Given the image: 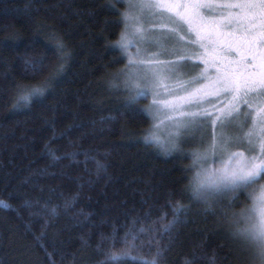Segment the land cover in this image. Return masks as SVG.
<instances>
[{
	"label": "trees",
	"instance_id": "obj_1",
	"mask_svg": "<svg viewBox=\"0 0 264 264\" xmlns=\"http://www.w3.org/2000/svg\"><path fill=\"white\" fill-rule=\"evenodd\" d=\"M113 2L0 0V201L9 205L0 207V264H100L102 236L113 228L123 236L133 220L159 228L176 201L187 211L158 236V264H248L224 215L239 212L246 195L232 207L228 197L210 207L190 199L197 138L166 154L143 141L152 122L138 111L146 98L124 107L126 56L112 45L125 6L113 10ZM58 42L70 53L63 71L43 97L14 110L17 85H40L53 74ZM42 58L38 70L26 64Z\"/></svg>",
	"mask_w": 264,
	"mask_h": 264
},
{
	"label": "snow or ice",
	"instance_id": "obj_2",
	"mask_svg": "<svg viewBox=\"0 0 264 264\" xmlns=\"http://www.w3.org/2000/svg\"><path fill=\"white\" fill-rule=\"evenodd\" d=\"M116 3H127L129 11L120 13L126 31L112 47L120 48L122 57L127 54L129 46H134L128 40L127 29L136 24L139 26L132 34H139L141 41L154 42L160 49L146 58L141 56L146 51L142 49H137L134 57L128 54V64L121 72L125 77L122 86L129 92L125 108L131 109L149 91L153 96L148 109L138 110L154 121L144 143L170 154L180 150L179 143L191 132H200L203 149L191 153V168L196 171L185 191L190 193V199L209 207L224 197L229 198L232 207L240 194H245L249 202L239 212L225 211L224 215L230 234L241 242L248 264H264V0H114L110 3L113 10ZM216 9L223 11L217 13ZM132 10L138 14L133 15ZM142 20L159 23L167 27V32L146 37L151 29L145 28ZM186 45H198L202 51ZM54 51L59 55L53 74L40 85H17L14 110L30 107L33 99L43 97L50 82L63 71L70 53L61 42ZM161 54L179 59L160 60ZM193 57L204 68L198 75L183 80L181 69L199 66L188 63ZM210 63L216 65L215 76L208 74ZM26 64L35 71L44 66V60H29ZM173 78L174 84L166 83ZM197 84L199 87H194ZM166 121L173 130L162 142L155 130ZM50 155L54 161L62 158L54 152ZM212 163L218 167H210ZM102 168L98 165V169ZM0 207L9 205L0 201ZM169 207L172 218L163 223L168 216L164 213L159 218V228L154 226L157 222L137 228L133 220L123 236L116 228L111 235L102 236L97 248L103 250L102 245H107V250L100 264H158V236L170 234L187 211L180 201L174 205L170 202ZM55 214L52 209L51 215ZM153 246L157 247L154 256L141 254L144 247Z\"/></svg>",
	"mask_w": 264,
	"mask_h": 264
},
{
	"label": "rangeland",
	"instance_id": "obj_3",
	"mask_svg": "<svg viewBox=\"0 0 264 264\" xmlns=\"http://www.w3.org/2000/svg\"><path fill=\"white\" fill-rule=\"evenodd\" d=\"M218 2H223V0H218ZM124 6H125V8H124L122 13L129 11L127 3H124ZM221 11H223V10L222 9H216L217 13H219ZM132 14L133 15H137L138 13H136L135 10H132ZM141 23L144 24L145 28H150L151 29V32H146L145 33L146 37H148V36H158L161 33L167 32V27L161 26L159 23L148 24L146 22V20H142ZM138 26L139 25L134 24V25H132L131 27H129L127 29L128 40L131 41L132 45H134V46H129L128 53L125 54V56H126V59H125L126 64H128V54H131L134 57L136 52H137V49L146 50V51H142V53H141V56L144 57V58H146L147 56H149V55H151L153 53H156V52L160 51L159 47L154 42H152V41H150L148 39H145L144 41H141L139 34H137V35H133L132 34L133 29L135 27H138ZM186 27L187 26L185 25V28ZM125 31H126L125 24L122 23V29H121V33L119 35V41L121 39V35L124 34ZM181 34H183V33H181ZM184 43H186V42H184ZM167 46L169 48L172 47L171 44H168ZM186 46L191 48L194 51H202V50H200L198 48V45H186ZM159 59L160 60H178L179 58L177 56H170V55L161 54ZM188 63H190V64L191 63H195V64H197L199 66L197 68H195V69H181V73H182L181 79H183V80L191 79L193 76L198 75L204 68V64L199 59H197L196 57H193V59L191 61H188ZM185 72L187 74H183ZM208 74H209V76H215V74H216V65H214L212 63L209 64V66H208ZM175 82H176L175 78H173V80L167 81L166 83L174 84ZM143 83L144 82L141 81V86H143ZM202 83H207V81H202ZM194 87H199V84L195 85ZM181 94H183V93H181ZM152 100H153V96L151 94V91H149V95L146 97V102H147V104L145 105L146 109H148L150 107V105L152 104ZM193 110H195V109H193ZM160 119H163V117H161ZM151 121H152L151 122V127H152L154 121H153V119H151ZM155 122L158 123L159 120H157ZM172 130L173 129H172L171 123L166 121L165 123L161 124L159 129H156L155 131H156V135L160 137L161 141L162 142H166L167 139H168V134ZM225 131L226 132H231L230 129H225ZM200 136H201L200 132L193 131L188 136H186L184 138V141H188L189 138L196 137L197 138L196 140L198 142V148L197 149L202 150L203 149V144L201 143ZM232 150L236 151V150H243V149L242 148H240V149L233 148ZM209 166L210 167H218V165L215 164V163H212Z\"/></svg>",
	"mask_w": 264,
	"mask_h": 264
}]
</instances>
